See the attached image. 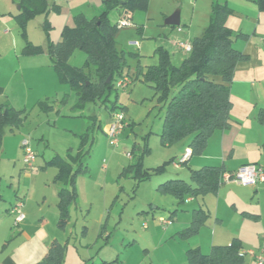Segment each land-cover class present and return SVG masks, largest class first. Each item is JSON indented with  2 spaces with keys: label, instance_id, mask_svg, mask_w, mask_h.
Masks as SVG:
<instances>
[{
  "label": "rangeland",
  "instance_id": "rangeland-1",
  "mask_svg": "<svg viewBox=\"0 0 264 264\" xmlns=\"http://www.w3.org/2000/svg\"><path fill=\"white\" fill-rule=\"evenodd\" d=\"M177 9L180 11V22L176 26L180 28L179 31L163 24L165 15ZM122 12L118 8L111 10L109 12L111 23L116 24L122 18ZM210 12L211 0H148L146 9L130 12L131 21L141 25L143 29L141 35L132 24L119 28L116 34V46L124 51L127 62L124 72L126 69L129 71L135 69L138 63L142 65L157 63L158 57L154 51L158 46L166 48L168 43L165 42L166 39L173 42L171 49L177 56H182L183 51L179 49L177 41H182L184 37H177L179 32L182 29H189L192 25V31L198 30L196 33L201 34V27L207 25ZM225 22L232 28L233 36L236 38L235 45L242 48L249 45V49H254L260 41L263 43L264 28L262 26L255 28V24L249 23L243 12L233 9ZM39 29L37 21L30 22L28 30L35 40L42 32ZM240 32L243 34L236 37ZM13 39L14 35L10 33L1 36L0 42L7 46L12 42L15 44ZM17 39L18 43L22 42L18 35ZM132 40H136V43H131ZM142 42L146 51L143 55L138 50L139 43ZM260 55L264 56V51H261ZM1 60L8 62L9 58L3 55ZM84 60L85 53L78 49L69 59L72 65L78 67L83 65ZM19 73L21 74L20 70ZM20 74V80L26 78ZM16 77L15 75V79ZM63 87L59 99L66 93V102H56L55 108L49 112H40L35 105L26 106L28 115L20 129L14 132L5 131L0 149V200L1 198L13 200L16 195L20 196L25 205L23 212L26 213L28 203L36 218L39 210L40 213L53 211L55 196L53 188L60 186L61 183L53 182L55 167L42 166L54 154L64 155L69 147L76 148L79 134L92 123L91 117L101 120L100 127L95 126L92 134V146L86 157V172H80L78 175L77 205L71 207L70 218L64 229L56 226L53 217L51 224L47 226V232L57 233L60 241L66 243L65 264H74L75 261L79 264H170V262L186 264L184 248L190 247L195 240L200 239L202 241L199 243L201 242L204 248L205 236L209 239L214 232L216 240L219 241L216 243H226L234 236L240 237L245 262L253 264L251 256L246 251L257 252L264 240V183H260L257 192H254L253 188L242 191L236 182L226 181L222 188L240 194V198L234 200L222 196L224 195L222 193L216 201V196L209 193L178 206L170 193L159 191L157 186L172 177L188 179V165L183 163L175 165V162L184 152L182 144L191 136L169 146L161 143L159 134L162 129L164 108H160L150 84L137 79L125 88L114 86L105 102L87 101L81 109L74 107L76 101L74 91L67 84ZM114 100L117 105L123 106V109L119 110L125 115V126L115 147L108 143L103 132L110 122L103 103L109 105ZM32 101L29 100L28 105ZM51 101L52 99H49L50 103ZM24 135L31 137V146L36 154L34 169L26 168L22 162L20 141ZM133 145L136 154L140 152L138 148L145 145L149 147L148 151L142 154V167L163 164L165 168L143 180H139L141 174L125 171V167L136 159L135 153L132 154L133 157L128 155ZM180 147L177 159H170ZM234 155L233 160H236L239 152L236 151ZM260 163L264 166V157ZM229 165L226 162V166L231 167ZM249 190L251 191L248 192ZM202 201L210 209L211 216L199 235L192 239L172 236L177 227L184 225L183 222H189L191 209ZM175 208L177 211L172 214ZM242 209L259 213V217L244 216L241 214ZM216 217L220 218V221H216ZM36 221L28 225L29 231L37 228L36 224H33ZM162 221L169 223L165 224ZM142 223H146L148 227L144 228ZM14 229L17 230V234L19 227L16 226ZM7 242L10 244L9 249L19 247L17 238Z\"/></svg>",
  "mask_w": 264,
  "mask_h": 264
},
{
  "label": "trees",
  "instance_id": "trees-1",
  "mask_svg": "<svg viewBox=\"0 0 264 264\" xmlns=\"http://www.w3.org/2000/svg\"><path fill=\"white\" fill-rule=\"evenodd\" d=\"M260 9H264V0H253ZM148 0H104V9L95 15L87 16L83 12L73 15V25L65 26L57 42L49 40L45 45H27V52H46L49 54L52 67L62 82H66L77 94L78 104L82 106L91 100L106 101L115 78L122 73L127 65L123 50L116 46V34L121 28L111 23L109 12L122 9V18L132 22L130 12L146 9ZM46 8L45 0H24L19 20L23 27L26 21ZM233 9L228 0H211V12L207 25L201 34L194 36L191 49L185 54L179 64L172 63L167 49L158 46L155 52L157 63L150 64L143 72L131 74L132 81L140 79L154 89V97L164 108L162 129L159 134L163 145H172L187 136L190 137L191 155L200 153L211 133L216 129L229 127L235 120L230 114L232 101L230 87L237 63L246 58V54L233 46V31L225 20ZM48 27V26H46ZM124 27V26H123ZM142 29L137 25V30ZM240 34L237 33L236 37ZM85 53L82 66H74L69 59L75 50ZM87 69V71H86ZM109 82H107V78ZM219 77V79H215ZM116 100L106 107L110 111L123 109ZM40 109L48 107L45 101L38 103ZM25 109H16L9 103L0 105V149L6 130H13L23 124ZM259 120L264 122L263 109H260ZM91 132L80 136V149L76 153L77 168L71 172L69 163L60 157L53 160L58 167L56 180L68 179L71 189L61 188L58 191V208L61 217H66V206L76 195L74 176L77 172H85L82 161L87 153L84 146ZM135 145L130 156L133 157ZM187 148V147H186ZM147 145L138 148L140 151L125 171H135L141 174L139 180L147 179L151 174L162 171L163 164L155 167H142V154L148 151ZM174 160V158H172ZM188 161L185 160L183 164ZM151 170H153L151 172ZM225 173H232L223 166L204 165L200 168H190V181L181 178H170L160 182L157 189L170 193L178 204L187 195L205 194L215 191L223 182ZM71 176V177H70ZM175 211V210H174ZM207 212L202 208L193 210L190 224L179 232L180 236L188 237L196 233L203 223ZM65 246L51 242L44 257L34 264H62ZM188 264H245L239 240L233 239L229 244L212 245L208 253H203L198 247L186 251Z\"/></svg>",
  "mask_w": 264,
  "mask_h": 264
},
{
  "label": "crops",
  "instance_id": "crops-1",
  "mask_svg": "<svg viewBox=\"0 0 264 264\" xmlns=\"http://www.w3.org/2000/svg\"><path fill=\"white\" fill-rule=\"evenodd\" d=\"M45 1H46L45 10L37 12L36 14L31 16L26 21L25 25L22 27L19 20V13L21 12L22 4L24 0H0V12L3 14L2 18L0 19V39L1 36H5L10 33L14 35V39H15V44L12 42L11 45L9 44L7 46L3 45L0 42V105L4 103H9L16 109H25L26 106L35 105V107H37L40 112H49L55 108L56 102H60V103L66 102L65 95L67 94L64 93V96H62V98L60 99H59V94L61 92V89H64L63 87L64 84L67 83L59 80L57 74L55 73L52 67L49 54L43 51L37 53L27 52V45L30 44L33 46H42L45 45L49 40H51L52 42H57L60 39L63 28L65 26L73 25V15L75 13L83 12L87 16H92L100 13L104 9V0H45ZM228 4L231 6L232 9L243 12L246 16V20H248L249 23H254L255 28L258 26H262L264 28V9H260L253 0H228ZM169 15L170 14H166L165 18ZM33 20L37 21L38 26L41 29V30L39 29V31H42L36 40L31 36L30 30H28V27L30 26V22ZM134 24L135 25L132 26L135 27V29H137V24L136 23ZM176 26L177 25L174 26L170 25V27L175 28L177 30ZM204 27H201V29L203 30ZM142 29L140 31L137 30V33L142 35ZM192 30H193L192 25L187 30L182 29L177 37L179 38L184 37L183 40L191 41V39L194 36L198 35L197 34L198 30L197 31L196 30L192 31ZM192 34L195 35L193 36ZM17 35L20 36L22 42L18 43ZM134 41L136 40H132L131 43ZM165 42L166 43L168 42L165 47L167 48L170 54V59L172 63L179 64L186 53L183 52L182 56L178 57L176 52H174L173 49H171L173 48V42H171L170 40L168 41L167 39ZM235 42H236V38L234 37L233 46L247 55L246 58L240 60L237 63L230 87V97L232 101L230 114L235 121L232 122V124L227 128L214 130L211 133V135L208 137L203 150L200 153H197L196 154L197 156L192 154L188 158L186 164L188 165L189 177L188 179H184L180 177L185 181L188 182L190 181V168L197 169L204 165L223 166L227 170V172L228 171L234 172L239 166L246 163H256L257 165H261L264 169V166L260 163V161H262V158L264 157V122H261L258 117L260 109H263V119H264V56L260 55V52L264 51V48L262 46L263 43L262 41H260L259 45L256 44L254 49H249V45H246V47L242 48L240 46L235 45L234 44ZM139 44L140 47L138 48V50L141 52L142 55L146 54V51L144 49L145 47L144 42ZM162 47L164 48V46ZM154 54H156L155 51ZM3 55L9 58L8 62L7 61L2 62L1 59H3ZM136 55L137 57L139 56V54ZM138 61H140V59ZM149 65L150 64L142 65L141 63H138L135 69L131 71H129V69H126L125 72L123 70L122 74L129 75L131 83H133L137 79L132 81L130 75L133 74L134 76L136 75V72H138V74L140 75L139 72H143ZM19 70L21 71L22 76L23 77L25 76L26 78H22L20 80ZM15 75L17 76L16 77L17 79H15ZM70 89L72 88L70 87ZM72 90L74 91V89ZM74 93L76 96L74 107L80 109L83 108L87 102H85L82 106H79L77 94L75 91ZM54 95H56V97H54ZM28 99L33 100L30 105H28L29 102ZM49 99H52L51 103L49 102ZM40 101H45L48 107H46L45 109H40L38 106V103ZM91 101L97 102L101 100L97 99ZM103 104L105 109H107L108 115L111 119L112 111H110L109 108L106 107V103ZM27 115L28 114L26 113L25 119ZM91 121H92L91 125L87 127L83 133L79 134V143L77 144L76 148L69 147L68 149H66L64 155L54 154L51 158L47 159L45 161V164L42 166L43 168L47 166L55 167L56 172L54 173L53 176V182L61 183L60 186H56L55 188H53L55 195L53 201L54 202L53 211L51 210L50 212L46 211V213H40L41 210H39L36 218L34 217L35 215L32 209L28 207V203H27L25 218L17 225V227H19V231L16 234L17 230L14 229V227L16 226L13 223L14 214L10 212V208L18 199H21L23 201V198L17 195L13 200L10 198L8 200L1 198L0 200V264H34L40 261L44 257L50 243L54 241L64 245L66 251V243L60 241L59 237H57L58 235H56L57 233L51 234L47 232L48 231L47 226L48 224H51L53 217L56 226L59 229H64L66 222L70 218L71 207L76 206L78 202L77 200L79 195V188L77 183H78V175L80 174V172H77L76 175L74 176V187L76 190V195L67 204L66 217L63 218L61 217L58 208V200H59L58 191L61 188L71 189L72 185L70 184L68 179H66L65 181L56 180L55 176L58 172V167L56 166L54 161L51 162V160H53L54 156L64 159L67 163H69V168L71 172H73L74 169L77 168V163L79 160L76 156V153H78L80 149V136L86 133L87 131H90L91 136L87 139V142L83 148L84 150L87 151L82 161L83 165L86 167V157L89 155L90 148L92 146V142H93L92 134L94 128L95 126L100 127V123H101V120H98L97 117H91ZM108 124L109 123H107V125L103 130L105 134ZM20 126L13 128V130H8V131L14 132L17 129L19 130ZM26 136L28 135H24L23 137ZM40 138L42 140L43 135H41ZM183 139H181L180 141H182ZM189 142L190 139H188L186 142L182 144L183 147L182 151L189 146L188 145ZM20 148H21V144H20ZM180 149L181 147L178 148V150H176V153L171 155L170 159L171 158H174V160L177 159L178 154H180V153L177 154V152ZM236 151L239 152V155H237L236 160H233L235 156L234 153ZM21 152H22V148H21ZM226 162L230 164L229 166L231 167H227ZM35 166L36 165H34V167ZM34 167L32 169H34ZM225 182L226 181L221 182L215 191H210L205 194H198L195 196L187 195L181 204H178L177 200L175 199L176 204L178 206H181L186 201H189L193 198H197L198 196L201 197L206 196L209 193H212L216 196V201H218L222 193H224V195L222 196H228L231 197L232 199L234 198V200L240 198L241 197L240 194L234 192L232 193V191L230 190L226 191L225 188H222L223 187L222 185ZM260 183H264V180L258 182L256 185H249V186H242L239 185L238 183L235 184H237L241 190L253 188L252 191L257 192ZM250 191L251 190H249L248 192ZM23 207H25L24 201H23ZM197 208H202L207 212V216L205 217L203 223L199 227L198 231L193 235H190L188 237L180 236L179 232L190 224L193 217V210ZM174 210L171 212L172 214H175V212L177 211L176 208ZM241 214L253 218L259 217V213L248 211L247 209H242ZM210 216H211V211L208 207L204 205V202L202 201L201 203H198V206L191 209V218L189 222L188 223L183 222L184 225L182 227H177L172 236L179 237L181 239H190V238L192 239L194 236L196 237V235H199L200 231H202V227L205 225V222L208 220ZM35 218L37 219V221ZM32 221H36L33 222V224H36L37 228L34 230L31 229V231H29L27 228L28 225L32 223ZM216 221H220V218L216 217ZM142 226L144 228L148 227L146 223L145 224L142 223ZM12 238L14 239L17 238L19 240V244H18L19 247H13L9 249L10 244L7 241ZM233 239L239 240L241 244V252H243L244 254V261H245V252L243 250V245L240 237L234 236L230 239V241H226V243H216L219 241L216 240V233L214 232L209 237V239L207 236H205V243H204L205 249L203 248L202 243L201 242L199 243V241L200 240L202 241V239L200 240L197 239L198 241L195 240V243H192L193 245L184 248L185 263L188 264L186 260V251L188 248L198 247L201 252L208 253L212 245L229 244ZM246 253H248V251H246ZM251 258L254 264V258L252 256ZM64 259H65V252H64V258L62 264H65ZM74 264H79V262L75 261ZM170 264H173V262L172 263L170 262Z\"/></svg>",
  "mask_w": 264,
  "mask_h": 264
},
{
  "label": "built area",
  "instance_id": "built-area-1",
  "mask_svg": "<svg viewBox=\"0 0 264 264\" xmlns=\"http://www.w3.org/2000/svg\"><path fill=\"white\" fill-rule=\"evenodd\" d=\"M2 13L0 12V19L2 18ZM118 26H130V21L126 19H121L117 23ZM179 31L180 28L177 27ZM136 43V41H134ZM178 47L184 53H187L191 49L190 41L179 40L177 41ZM264 47V40H263ZM131 83L129 75L120 74L114 80V86L125 88ZM125 126V115L122 110L116 109L111 113L110 122L106 128V136L108 143L111 146H117L119 143V137L122 133V130ZM21 148H22V162L26 168L32 169L34 167L36 154L34 149L31 146V141L28 136L21 139ZM130 156V153L128 154ZM191 156V148H185L183 154L179 159L176 160L175 165L183 163ZM264 180V169L261 165L256 163H246L239 166L232 173H225L223 176V181H234L242 186L256 185L258 182ZM10 212L14 214V225L17 226L25 218V213L23 212V201L18 199L10 208ZM165 224H168L169 221H162ZM254 258V264H264V240L259 247L258 252L252 250L248 251Z\"/></svg>",
  "mask_w": 264,
  "mask_h": 264
},
{
  "label": "water",
  "instance_id": "water-1",
  "mask_svg": "<svg viewBox=\"0 0 264 264\" xmlns=\"http://www.w3.org/2000/svg\"><path fill=\"white\" fill-rule=\"evenodd\" d=\"M179 15H180V11L179 9L175 10L173 13H171L169 16H167L165 19H164V24L165 25H178L179 22H180V18H179ZM109 77L107 78V82H109Z\"/></svg>",
  "mask_w": 264,
  "mask_h": 264
}]
</instances>
